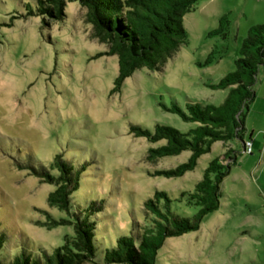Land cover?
<instances>
[{
    "label": "rangeland",
    "instance_id": "1",
    "mask_svg": "<svg viewBox=\"0 0 264 264\" xmlns=\"http://www.w3.org/2000/svg\"><path fill=\"white\" fill-rule=\"evenodd\" d=\"M28 3L0 0V225L7 236L5 252L50 254L73 234L71 226L57 225L66 214L47 204L54 187L18 170L15 161L30 158L34 167L47 169L59 154L74 167L84 165L71 203L78 209L103 201L96 234L109 247L144 224L143 202L155 191L166 193L179 216L194 215L198 208L187 205L180 193L191 192L209 161L230 148L237 155L221 183L220 207L204 216L198 230L167 238L155 264H264V65L256 76L242 141L215 142L183 176L155 173L186 162L189 151L150 162L148 150L165 142L151 144L129 134L130 125L152 131L157 124L185 133L196 124L163 107L222 103L228 90L210 85L234 70L248 29L264 23V0H199L182 18L186 43L161 71L137 70L114 94L117 58L103 55L108 47L93 36L86 9L67 3L63 19L44 26L40 17H21ZM222 16L227 19L225 37L213 34ZM212 50L215 60L204 66ZM245 142L251 143L249 154L243 151Z\"/></svg>",
    "mask_w": 264,
    "mask_h": 264
},
{
    "label": "trees",
    "instance_id": "2",
    "mask_svg": "<svg viewBox=\"0 0 264 264\" xmlns=\"http://www.w3.org/2000/svg\"><path fill=\"white\" fill-rule=\"evenodd\" d=\"M29 1L21 17H40L44 26L48 22L61 21L67 3H78L86 9L93 36L108 47L103 55L117 58V76L110 90V94H114L120 92L123 81L137 70L161 71L167 60L186 43L182 18L193 11L199 0ZM17 18L11 17L9 22ZM226 29L227 19L222 16L213 34L225 37ZM215 54L216 51L212 50L203 65L213 62ZM237 56L234 70L210 85L211 89L228 90L222 103H187L184 110L176 104L163 107L183 122L195 123L194 128L181 133L167 125L157 124L152 131L129 126V134L135 138H144L151 144L165 142L148 150L147 161L190 152L186 162L157 171L155 175L181 177L194 169L198 158L209 153L215 142L224 145L232 140L242 141L245 115L255 96L256 76L264 65V23L248 29ZM236 155L237 152L227 148L221 158L209 161L191 192L180 193L187 205L198 208L194 215L179 216L172 210L166 193L155 191L143 202L144 224L133 228L129 235L118 237L114 246L109 247H103L96 234L95 221L103 211V201H90L78 209L71 203V195L78 190L81 175L85 172L84 165L74 167L59 154L53 157L47 169L42 165L34 167L30 158L25 163L15 161L18 170H27L41 183L54 187L47 195V204L66 214L67 219L57 225L71 226L73 234L65 236L63 243L50 254L32 255L22 249L12 255L4 250L7 236L0 225V264H155L157 252L167 238L198 230L204 216L220 207L221 183L229 174L230 163L236 160Z\"/></svg>",
    "mask_w": 264,
    "mask_h": 264
},
{
    "label": "built area",
    "instance_id": "3",
    "mask_svg": "<svg viewBox=\"0 0 264 264\" xmlns=\"http://www.w3.org/2000/svg\"><path fill=\"white\" fill-rule=\"evenodd\" d=\"M243 151L246 154H249L250 153V151H251V143L250 142H245L243 144Z\"/></svg>",
    "mask_w": 264,
    "mask_h": 264
}]
</instances>
